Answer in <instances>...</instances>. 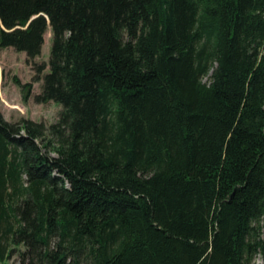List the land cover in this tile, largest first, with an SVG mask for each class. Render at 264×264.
I'll use <instances>...</instances> for the list:
<instances>
[{"label": "trees", "instance_id": "trees-1", "mask_svg": "<svg viewBox=\"0 0 264 264\" xmlns=\"http://www.w3.org/2000/svg\"><path fill=\"white\" fill-rule=\"evenodd\" d=\"M48 26L63 107L0 108V260L264 264V0H0V49Z\"/></svg>", "mask_w": 264, "mask_h": 264}, {"label": "rangeland", "instance_id": "rangeland-1", "mask_svg": "<svg viewBox=\"0 0 264 264\" xmlns=\"http://www.w3.org/2000/svg\"><path fill=\"white\" fill-rule=\"evenodd\" d=\"M51 47L52 32L51 27L48 26L42 52L34 61L29 60L25 52H19L14 47L0 49V108L3 117L8 121L20 122L23 119H32L43 122L46 127H49L58 120L63 107L60 103L36 101V95L42 91V76L50 71ZM35 63L45 64L46 69L39 73ZM47 149L54 155L51 147ZM23 178L26 179V176ZM20 198V194L15 195V204ZM21 250H25L24 245L15 248L14 254L10 258L0 260V264H20L19 251ZM256 262L263 264L260 257Z\"/></svg>", "mask_w": 264, "mask_h": 264}]
</instances>
